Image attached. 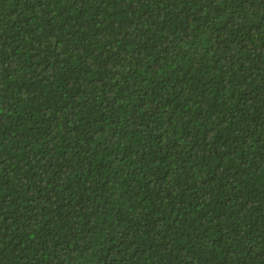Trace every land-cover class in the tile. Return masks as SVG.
Here are the masks:
<instances>
[{"label": "trees", "instance_id": "1", "mask_svg": "<svg viewBox=\"0 0 264 264\" xmlns=\"http://www.w3.org/2000/svg\"><path fill=\"white\" fill-rule=\"evenodd\" d=\"M0 264H264V0H0Z\"/></svg>", "mask_w": 264, "mask_h": 264}]
</instances>
